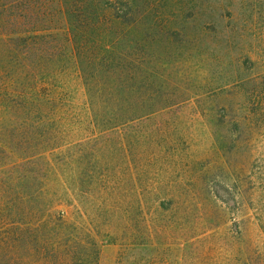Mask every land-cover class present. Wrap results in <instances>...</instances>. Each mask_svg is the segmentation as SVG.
Returning a JSON list of instances; mask_svg holds the SVG:
<instances>
[{"label":"rangeland","instance_id":"rangeland-1","mask_svg":"<svg viewBox=\"0 0 264 264\" xmlns=\"http://www.w3.org/2000/svg\"><path fill=\"white\" fill-rule=\"evenodd\" d=\"M51 4L0 0V13L47 14L61 5ZM151 5L166 20L159 40L164 88L189 100L119 126L107 142L126 150L112 160L111 176L93 196L82 183L81 205L71 196L57 210L73 219L80 206L83 222H95L98 264H246L249 249L264 262L254 220L264 166V0H146L147 11ZM50 14L42 24L46 48L61 66V50L52 49L57 38L48 36L51 25L63 24H51ZM63 81L60 75V88ZM1 98L0 165L6 154L42 150L12 143L26 127L6 115ZM144 219L158 229L138 227Z\"/></svg>","mask_w":264,"mask_h":264},{"label":"trees","instance_id":"trees-1","mask_svg":"<svg viewBox=\"0 0 264 264\" xmlns=\"http://www.w3.org/2000/svg\"><path fill=\"white\" fill-rule=\"evenodd\" d=\"M51 1L61 5L47 14L31 8L0 13L1 102L6 115L26 127L18 142H10L42 148L2 158L0 264H98L95 222H83L80 206L73 219L57 209L72 197L81 205L82 183L93 196L111 176L112 160L126 150L120 140L122 152L107 142L119 126L189 100H178L180 91L167 83L164 88L159 40L166 20L154 15L155 6L147 11L146 0ZM49 13L51 24H63L51 25L48 36L57 38L52 49L61 50V66L46 48L42 24ZM167 15L172 21L173 12ZM259 172L262 200L254 220L264 243V166ZM142 225L159 227L147 219ZM245 253L246 264H264L252 258L253 249Z\"/></svg>","mask_w":264,"mask_h":264}]
</instances>
